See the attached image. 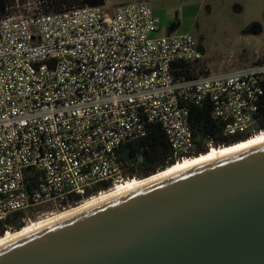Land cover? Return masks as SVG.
Listing matches in <instances>:
<instances>
[{"label": "built area", "instance_id": "obj_1", "mask_svg": "<svg viewBox=\"0 0 264 264\" xmlns=\"http://www.w3.org/2000/svg\"><path fill=\"white\" fill-rule=\"evenodd\" d=\"M42 4L12 0L0 18V222L65 211L130 180L134 162L119 149L150 124L165 133L170 161L195 157L192 107L208 103L227 138L263 132L264 63L176 81L173 65L202 54L189 33L160 35L148 1L49 13Z\"/></svg>", "mask_w": 264, "mask_h": 264}, {"label": "water", "instance_id": "obj_2", "mask_svg": "<svg viewBox=\"0 0 264 264\" xmlns=\"http://www.w3.org/2000/svg\"><path fill=\"white\" fill-rule=\"evenodd\" d=\"M0 264H264V144L17 238Z\"/></svg>", "mask_w": 264, "mask_h": 264}, {"label": "rangeland", "instance_id": "obj_3", "mask_svg": "<svg viewBox=\"0 0 264 264\" xmlns=\"http://www.w3.org/2000/svg\"><path fill=\"white\" fill-rule=\"evenodd\" d=\"M34 1L30 0L31 3ZM137 1L142 0H106V5ZM143 1L151 4L160 19V35L189 33L194 37L202 54L199 61L210 75L232 73L264 63V0ZM38 212L22 214L24 227L30 224L28 218L37 222L45 219L47 213H60L49 206Z\"/></svg>", "mask_w": 264, "mask_h": 264}, {"label": "trees", "instance_id": "obj_4", "mask_svg": "<svg viewBox=\"0 0 264 264\" xmlns=\"http://www.w3.org/2000/svg\"><path fill=\"white\" fill-rule=\"evenodd\" d=\"M44 12H59L73 7L83 6H104V0H41ZM12 0H0V18L6 15V8ZM173 76L176 81H187L209 75L208 70L200 61L177 62L173 65ZM264 90V85H263ZM258 125L260 130H264V93L260 98L258 111ZM189 121L196 138L198 153L207 152L206 141L213 142L214 148L232 145L245 138H227L224 136L223 127L210 117V105L205 103L203 107H192L189 114ZM170 147L165 133L159 125L150 124L146 137L127 144L119 149L120 159L126 161L133 160V166L127 169L129 179H146L158 172L164 171L167 167L174 165L169 160ZM140 155L142 160L137 161L136 156ZM67 206V204H66ZM22 212H17L8 216L4 222H0V237L4 235L7 228L12 231H19L24 227L21 221Z\"/></svg>", "mask_w": 264, "mask_h": 264}, {"label": "bare ground", "instance_id": "obj_5", "mask_svg": "<svg viewBox=\"0 0 264 264\" xmlns=\"http://www.w3.org/2000/svg\"><path fill=\"white\" fill-rule=\"evenodd\" d=\"M262 144H264V131L249 139H246V141L244 142L235 144L234 146L210 148L206 154H201L197 157H193L191 159H185L183 161L177 162L173 166L168 167L165 171L159 172L158 174H155L147 179H144V180L131 179V180L124 181L122 183H118L110 192L102 194L98 197H95L90 201H86L85 203H82L80 206H76L75 208L72 207L69 210H65L64 212H60L58 214L48 216L45 219H41L37 222H31L30 224H27L25 227H23L19 231H16L13 233L11 232L6 233L3 237H0V247L17 238L30 234L34 232L35 230L41 229L61 218L69 216L70 214L79 212L81 210H84V209L93 207L97 204H100L104 201H107L112 198H116L118 196L126 194L138 188L141 185L147 184L155 180H159L161 178L173 175L178 172H182L184 170H187L189 168L195 167L203 163L211 162L213 160L222 158L229 154L243 151L246 149H250V148L262 145Z\"/></svg>", "mask_w": 264, "mask_h": 264}, {"label": "crops", "instance_id": "obj_6", "mask_svg": "<svg viewBox=\"0 0 264 264\" xmlns=\"http://www.w3.org/2000/svg\"><path fill=\"white\" fill-rule=\"evenodd\" d=\"M105 1V5L104 6H106L107 7V5H106V0H104ZM116 6H118V5H116ZM111 7H114V6H111Z\"/></svg>", "mask_w": 264, "mask_h": 264}]
</instances>
